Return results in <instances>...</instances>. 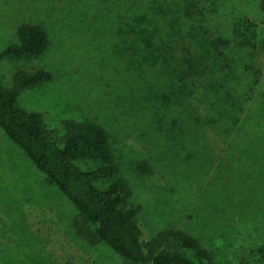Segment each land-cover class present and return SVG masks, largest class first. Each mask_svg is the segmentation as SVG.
I'll return each instance as SVG.
<instances>
[{"label": "rangeland", "instance_id": "rangeland-1", "mask_svg": "<svg viewBox=\"0 0 264 264\" xmlns=\"http://www.w3.org/2000/svg\"><path fill=\"white\" fill-rule=\"evenodd\" d=\"M164 1L175 8L0 0V51L18 43L22 23L43 25L51 42L40 58L1 63L0 82L10 89L18 70L49 71L20 105L50 127L106 129L146 239L176 228L211 254L186 253L195 264H264V17L256 0ZM137 161L151 173L138 175ZM77 214L0 130V264H125L76 235Z\"/></svg>", "mask_w": 264, "mask_h": 264}, {"label": "trees", "instance_id": "trees-1", "mask_svg": "<svg viewBox=\"0 0 264 264\" xmlns=\"http://www.w3.org/2000/svg\"><path fill=\"white\" fill-rule=\"evenodd\" d=\"M155 1L160 7L164 3L170 10L175 8L174 3ZM256 4L264 17V0H256ZM16 38L17 44L0 51V64L40 58L51 43L47 29L33 22L20 24ZM218 45H225L224 41H217L216 50ZM51 80L46 70L33 74L18 70L11 78L10 89L0 82V130L76 208L78 214L72 222L76 235L91 246L104 244L125 264H195L186 253L211 262V254L199 240L180 229H165L146 239L140 208L120 177L109 133L103 126L92 120L66 119L50 127L44 112L29 111L20 105L22 96ZM80 162L98 166L82 170ZM134 170L146 176L152 167L146 161H137Z\"/></svg>", "mask_w": 264, "mask_h": 264}]
</instances>
